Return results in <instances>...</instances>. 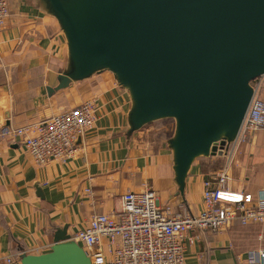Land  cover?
I'll return each instance as SVG.
<instances>
[{
	"label": "crops",
	"instance_id": "crops-1",
	"mask_svg": "<svg viewBox=\"0 0 264 264\" xmlns=\"http://www.w3.org/2000/svg\"><path fill=\"white\" fill-rule=\"evenodd\" d=\"M8 2L10 16L0 31V264L6 257L21 264L23 253L48 252L57 230L67 225L73 235L93 216L118 212L127 192L151 189L161 207L183 206L198 215L204 209L203 182L224 168L225 156L196 160L185 196H177L167 139L155 129L128 136L130 98L113 75L98 74L50 95L67 65L65 37L35 0ZM87 101L97 103L95 125L65 160L39 165L21 139L4 134ZM229 172L226 201L241 192L264 193V129L248 144L237 145ZM194 235L184 264H247L248 252L264 251V223L235 222L218 233Z\"/></svg>",
	"mask_w": 264,
	"mask_h": 264
},
{
	"label": "water",
	"instance_id": "water-1",
	"mask_svg": "<svg viewBox=\"0 0 264 264\" xmlns=\"http://www.w3.org/2000/svg\"><path fill=\"white\" fill-rule=\"evenodd\" d=\"M35 3L67 44L66 68L49 94L108 72L130 98L128 136L172 120L167 146L177 196H185L196 160L222 157L236 143L252 82L264 77V0ZM68 228L57 230L48 252L23 253L21 264H92Z\"/></svg>",
	"mask_w": 264,
	"mask_h": 264
},
{
	"label": "built area",
	"instance_id": "built-area-1",
	"mask_svg": "<svg viewBox=\"0 0 264 264\" xmlns=\"http://www.w3.org/2000/svg\"><path fill=\"white\" fill-rule=\"evenodd\" d=\"M10 16L8 0H0V31ZM262 78L252 82L255 93L234 145L225 153L224 168L203 182L204 209L194 215L180 206L161 207L151 189L127 192L122 207L112 214L93 216L88 225L77 230L71 239L85 248L92 264H184L188 244L197 239L195 232L214 233L231 227L264 223V193L259 196L241 192L229 202L230 167L237 145L248 144L264 129V97L260 93ZM97 103L87 101L70 111L4 134L19 138L39 165L53 159L65 160L76 150V143L96 122ZM6 264H15L11 257ZM247 264H264V251L248 252ZM1 263V258H0Z\"/></svg>",
	"mask_w": 264,
	"mask_h": 264
},
{
	"label": "rangeland",
	"instance_id": "rangeland-1",
	"mask_svg": "<svg viewBox=\"0 0 264 264\" xmlns=\"http://www.w3.org/2000/svg\"><path fill=\"white\" fill-rule=\"evenodd\" d=\"M264 93V79L260 88V93ZM155 129L157 131V136L162 139H168L172 136L174 131V122L172 120H163L160 122L153 123L143 129Z\"/></svg>",
	"mask_w": 264,
	"mask_h": 264
},
{
	"label": "trees",
	"instance_id": "trees-1",
	"mask_svg": "<svg viewBox=\"0 0 264 264\" xmlns=\"http://www.w3.org/2000/svg\"><path fill=\"white\" fill-rule=\"evenodd\" d=\"M168 139H169V138H168ZM168 139H167V140H168Z\"/></svg>",
	"mask_w": 264,
	"mask_h": 264
}]
</instances>
